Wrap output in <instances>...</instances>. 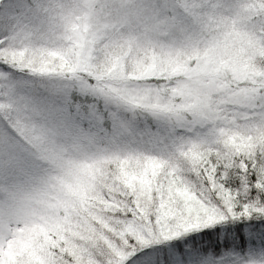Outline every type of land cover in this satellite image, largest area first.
I'll use <instances>...</instances> for the list:
<instances>
[{"label":"snow or ice","instance_id":"snow-or-ice-1","mask_svg":"<svg viewBox=\"0 0 264 264\" xmlns=\"http://www.w3.org/2000/svg\"><path fill=\"white\" fill-rule=\"evenodd\" d=\"M0 264H264V0H0Z\"/></svg>","mask_w":264,"mask_h":264}]
</instances>
